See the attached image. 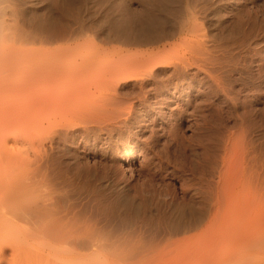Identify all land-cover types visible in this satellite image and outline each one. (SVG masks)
Wrapping results in <instances>:
<instances>
[{"label":"rangeland","instance_id":"374dc122","mask_svg":"<svg viewBox=\"0 0 264 264\" xmlns=\"http://www.w3.org/2000/svg\"><path fill=\"white\" fill-rule=\"evenodd\" d=\"M91 1H74L70 9L64 1L55 0L59 6L50 12L41 6L1 13V20L17 23L19 30L25 28L36 39L14 44L27 53L22 57L24 66L37 69L33 125L11 123L10 108L19 98L9 88L1 89L10 91L1 92L5 111L0 110L4 113L0 122L8 118L12 138L16 134L24 148L38 155L39 178H47L56 188V200L64 206L79 205L82 214L120 236L134 238L140 233L137 237L147 241L190 238L179 251L160 247L148 253L125 252V259L134 256L131 264H264V37L243 39L234 30L247 12H258L264 22V0H190L199 3L198 13L190 14L188 21L196 25L181 34L178 29L185 5L181 9L178 0V4L148 0L149 5L143 0H103L108 5ZM143 4L152 7L148 21L145 13L151 7ZM165 8L171 11L170 24L176 23L182 11L175 27L163 18L169 14ZM49 16L59 22L62 18V25L68 21L65 27L71 28V36L67 32L63 41L42 43L46 37L42 26L49 21L55 28L61 25ZM125 16L133 20L131 24ZM3 29L7 30V24ZM196 31L211 44L204 56L190 49ZM62 47L67 50L62 57L49 58L53 49ZM44 50L48 57L45 52L42 55ZM116 68L125 73L117 78L106 76L108 69ZM22 97H26L24 92ZM235 142L236 147L226 153V146ZM36 253L20 264H39V260L40 264H56V254L40 250L44 258H39Z\"/></svg>","mask_w":264,"mask_h":264},{"label":"bare ground","instance_id":"6f19581e","mask_svg":"<svg viewBox=\"0 0 264 264\" xmlns=\"http://www.w3.org/2000/svg\"><path fill=\"white\" fill-rule=\"evenodd\" d=\"M57 1V0H56ZM59 1V0H58ZM61 1V0H60ZM64 1V5L70 6L74 3L78 2H89L90 0H62V2ZM96 1V0H95ZM99 1V0H98ZM97 1V2H98ZM103 1V0H101ZM100 1V2H101ZM110 0H108L109 2ZM114 1V0H113ZM112 1V2H113ZM122 1V0H120ZM147 1V2H146ZM169 3L171 1L167 0ZM179 1V7L182 9V7L180 6L181 4H184L185 6H183L184 10L182 12L183 14L181 15V21L179 24V20L180 18V12L177 13V20L176 23L174 21L175 24H170L168 21L167 16L170 15L169 10H167V8H165V10H167V12H169V14H166L165 18L166 21H168V26L169 25H174L173 27H175L177 25V22L180 26L179 33H184V32H188L189 28L190 30H193L194 26L196 25V23H193L192 26L189 24L188 21H190L189 19V15L192 14L194 15V13L197 10V7L199 6V3L196 4V1H190V0H183ZM177 0H173V3L176 2V4H178ZM203 1V0H202ZM55 0H0V15L1 13H7L8 11H13V13L15 11H24L27 10L29 8H40L41 6H44V10H48L49 8V12H50V8L52 9H56V4L54 3ZM93 2V0L91 1ZM104 2V1H103ZM144 4L145 3H149L148 0H143L142 1ZM140 2V3H142ZM165 2V3H168ZM197 2H199V0H197ZM107 4V2H104ZM111 3V2H110ZM109 3V4H110ZM117 3V1H116ZM164 3V4H165ZM168 3V5H169ZM172 3V6H173ZM205 3V2H204ZM213 3V2H212ZM216 3V2H215ZM79 4V3H78ZM89 4V3H87ZM99 4V2H98ZM103 5V3H101ZM100 4V6H101ZM113 4H115L113 2ZM119 4H121L119 2ZM118 4V6H119ZM142 5L143 7H147L145 5ZM171 4V3H170ZM202 5V3H200ZM58 5V4H57ZM96 5V2H95ZM105 5V4H104ZM108 5V4H107ZM112 5V4H111ZM151 5V4H150ZM220 5V4H219ZM263 5V4H262ZM59 6V5H58ZM62 6V5H61ZM83 6V4L81 5ZM86 6V5H85ZM92 6V5H91ZM110 6V5H109ZM108 6V8H109ZM114 6V5H113ZM112 6V8H114ZM121 6V5H120ZM167 6V5H166ZM171 6V7H172ZM205 6V5H204ZM208 6V4H207ZM210 6V5H209ZM247 6V5H246ZM55 7V8H53ZM74 7V6H73ZM84 7V6H83ZM98 7V6H97ZM103 7V6H102ZM101 7V8H102ZM117 7V5L115 6ZM122 7V6H121ZM151 7V6H148ZM169 8V6H167ZM178 7V8H179ZM211 7V6H210ZM60 8V7H59ZM75 8V7H74ZM82 8V7H81ZM99 8V7H98ZM125 8V7H124ZM177 8V7H175ZM177 8V9H178ZM206 8V7H205ZM51 9V12L53 11ZM71 9V6H70ZM73 9V8H72ZM76 9V8H75ZM83 9V8H82ZM81 9V10H82ZM117 9V8H116ZM115 9V10H116ZM127 9V7H126ZM143 9V8H142ZM141 9V10H142ZM147 9H150L149 11ZM145 9L146 11V17L148 16V14L150 12H153L151 8H147ZM171 9V8H169ZM173 9V8H172ZM181 9H178L181 10ZM200 9H202V7H200ZM245 9V8H244ZM243 9V10H244ZM264 9V8H263ZM262 9V10H263ZM43 10V11H44ZM86 10V9H85ZM96 10V8H95ZM114 10V9H113ZM120 10V9H118ZM118 10L116 12H118ZM125 10V9H124ZM129 10V9H127ZM199 10V8H198ZM197 10V11H198ZM208 10V9H206ZM211 10V9H210ZM247 10V9H246ZM37 11V10H36ZM62 11V10H61ZM74 11V10H73ZM84 11V10H83ZM94 11V10H93ZM97 11V10H96ZM101 11V10H100ZM121 11V10H120ZM144 11V10H143ZM164 11V10H163ZM161 11V12H163ZM175 11V10H174ZM203 11V10H202ZM216 11V10H215ZM239 11V10H238ZM241 11V10H240ZM250 11V10H249ZM261 11V10H260ZM259 11V12H260ZM31 12V11H30ZM47 11V13H49ZM59 12V11H58ZM76 12V11H75ZM173 12V11H172ZM177 12V11H176ZM188 12V13H187ZM231 12V11H230ZM247 12V11H246ZM253 12V11H252ZM12 13V14H13ZM17 13V12H15ZM61 13V12H60ZM59 13V14H60ZM86 13V12H85ZM111 13V12H110ZM198 13V12H196ZM229 13V12H228ZM8 14V13H7ZM11 14V13H10ZM21 14V13H20ZM19 14V15H20ZM37 14V13H36ZM63 14V12H62ZM60 14V15H62ZM65 14V13H64ZM67 14V12H66ZM113 14V13H112ZM174 14V12L172 13ZM176 14V13H175ZM174 14V15H175ZM234 14V13H233ZM23 15V14H22ZM40 15V14H37ZM45 15V14H44ZM42 15L43 17H46ZM51 15V13H50ZM52 15L55 17L56 15L53 14ZM75 15V13H74ZM184 15V16H183ZM241 15V14H240ZM244 15V13H243ZM246 16H244L245 18H243L241 20L240 18V24H239V28L238 29H234L235 31L238 30L240 32V34L242 35L243 39H246L248 37H264V22L263 20L260 18L261 16H259L258 12H255V14L251 13V12H247L245 14ZM263 15V14H262ZM4 14L1 16L3 19ZM7 16V15H6ZM5 16V17H6ZM18 16V15H17ZM41 16V17H42ZM53 16H49V18H52ZM64 16V15H63ZM67 16V15H66ZM77 16V15H76ZM127 16H129L127 14ZM125 16V22H127V20L130 22V24L132 23L133 20L131 19H126ZM131 16V14H130ZM129 16V18H131ZM145 16V15H144ZM151 15H149L147 17V21L148 18ZM221 16V15H220ZM16 17V15H15ZM39 18V16H37ZM40 17V19H41ZM54 17L52 18V20L54 19ZM78 17V16H77ZM109 17V16H108ZM111 17V16H110ZM199 17V16H198ZM196 17V18H198ZM206 17V16H205ZM263 17V16H262ZM14 18V17H13ZM20 18V17H19ZM48 18V17H47ZM57 18H59V15L57 16ZM66 17H64L65 19ZM68 18V16H67ZM75 18V17H74ZM80 19V17H78ZM162 17L160 18V21H165ZM175 18V16H174ZM174 18H172V20H174ZM187 18V21H186ZM192 18V17H191ZM201 18V17H200ZM238 18V17H237ZM7 19V18H5ZM12 19V16L11 18ZM9 19V20H10ZM22 19V18H21ZM60 22L53 20V23H60L62 21V18H60ZM77 19V18H76ZM108 19V18H107ZM163 19V20H161ZM171 19V15L169 20ZM204 19V18H203ZM207 19V18H206ZM264 19V18H263ZM14 20V19H12ZM17 20V19H16ZM24 20V19H23ZM27 20V19H26ZM37 19L35 18V22ZM51 20V19H50ZM70 20V19H69ZM74 20V19H73ZM83 20V19H82ZM116 20V19H115ZM114 20V22H115ZM120 20V19H118ZM202 20V19H201ZM225 20V18H224ZM239 20V19H238ZM19 21V19L17 20ZM49 21V20H48ZM66 21V20H65ZM71 21V20H70ZM89 21V20H88ZM113 21V20H112ZM121 21V20H120ZM171 21V20H170ZM186 21V22H185ZM22 22V21H21ZM50 22V21H49ZM45 24V26H42L41 28H43V31L46 32V34H44L46 37H43L44 35H41L40 37L37 35V37H39L42 40V43H45V40L47 39V41H55L58 40L59 38L62 40L63 38H67V32L69 33V30L71 29L70 26L69 30H68V24L66 25L67 22H65V24H61V25H57L58 27H56L52 24V21L50 23ZM79 22V21H78ZM124 22V23H125ZM191 22V21H190ZM15 23V22H14ZM12 24L11 21H9V23H7L6 20H1L0 19V90L1 89H6L9 88L10 90H12V92L14 91V94L16 93V95H18V98L16 100V103H13L14 105L10 108V112L12 115V119H11V123L13 124L14 122L15 125L19 126L20 124H24L27 123L29 126L34 122V110H32V107L34 108V103H35V97H33V92H34V79L36 78V76L34 74H36V69L37 68H30L28 67V65L26 67H28V69L24 66V60L22 62V57L27 56V53L22 52L23 49L20 50L18 49V46L14 43H17L19 45L20 41L24 42V41H28V42H24L25 43H29L35 39L34 36L33 38L30 37V35H28L27 33H25V28L22 31V29L19 30V28L17 27V23ZM20 23V22H19ZM64 23V21H63ZM74 23V22H73ZM77 23V22H76ZM80 23V22H79ZM79 23H77L79 25ZM123 23V24H124ZM128 23V22H127ZM126 23V24H127ZM166 24V22H164ZM202 23V22H201ZM235 23V22H233ZM7 24V30L5 32H8V29L11 30L9 33H5L4 32V26ZM42 23H40L39 25L41 26ZM84 22L82 23L81 21V25L80 27H83ZM115 25H117L116 23H114ZM129 24V23H128ZM148 24V23H147ZM163 24V23H162ZM231 24V23H230ZM4 25V26H3ZM24 25V24H22ZM37 24V27L39 26ZM56 25V24H55ZM72 25V24H71ZM120 25V24H119ZM220 25V24H219ZM218 25V26H219ZM233 25V24H232ZM237 25V24H236ZM67 26V27H65ZM99 26V25H98ZM102 26V25H101ZM100 26V27H101ZM121 26V25H120ZM128 26V25H127ZM132 26V25H131ZM227 26V25H226ZM234 26V25H233ZM86 27V26H85ZM88 27V26H87ZM86 27V28H87ZM224 27V25H223ZM222 27V28H223ZM230 27V26H229ZM36 28V26H35ZM79 28V27H78ZM85 28V29H86ZM92 28V26L90 27ZM107 28V27H106ZM179 28V27H178ZM193 28V29H192ZM196 28V27H195ZM198 28V27H197ZM201 28V27H200ZM214 28V26H213ZM228 28V27H227ZM13 29V31H12ZM37 29V28H36ZM89 29V28H88ZM115 29V26H114ZM131 29V27H130ZM129 29V30H130ZM219 29V27H218ZM229 29V28H228ZM231 29V28H230ZM40 30V29H39ZM38 30V31H39ZM42 30V29H41ZM68 30V31H67ZM73 30V28H72ZM77 30V29H76ZM83 30V29H82ZM125 30V29H124ZM199 30V28L197 29ZM74 31V30H73ZM78 31V30H77ZM81 31V30H80ZM85 31V30H84ZM122 31V30H121ZM126 31V30H125ZM173 31V30H172ZM171 31V32H172ZM227 31V30H225ZM231 31V30H230ZM237 31V32H238ZM32 32V31H31ZM120 32V31H119ZM200 32V31H199ZM198 31H196V35L195 38L197 36V39L193 38V37H189L192 38L194 41V45H193V41H192V47H190L191 52H193V54L199 53V54H203V56L208 53V51H210L211 49H209V45L211 46V44H207V40L208 37L201 36L199 34ZM205 32V31H204ZM207 32V31H206ZM205 32V33H206ZM209 32V31H208ZM236 32V33H237ZM36 34H39L37 32H35ZM87 33V32H86ZM123 33V31H122ZM129 33V32H128ZM128 33H124V35L126 34V36L128 37ZM74 36L79 35L76 33H73ZM85 34V33H84ZM120 34V33H119ZM175 34V33H174ZM189 34H193V32L191 31ZM199 34V35H197ZM227 34L228 31H227ZM232 34V33H231ZM69 36H71V34H68ZM114 35V34H113ZM122 35V34H121ZM122 35L124 38L125 36ZM167 35V34H166ZM186 35V34H185ZM211 35V34H210ZM217 35V34H216ZM233 35V34H232ZM237 34H234V36ZM239 35V34H238ZM237 35V36H238ZM131 36V35H130ZM173 35H171L172 38ZM194 36V35H193ZM220 36V35H219ZM36 37V36H35ZM43 37V38H42ZM77 37V36H76ZM84 37V36H83ZM82 37V38H83ZM122 37V38H123ZM222 37V36H221ZM229 37V36H228ZM231 37V36H230ZM30 38V39H29ZM70 38V37H68ZM73 38V36H72ZM80 38V37H79ZM162 38V37H161ZM174 38V37H173ZM188 38V39H189ZM226 38V37H225ZM233 38V37H232ZM75 39V38H74ZM126 39V38H125ZM164 39V38H163ZM187 39V41H188ZM210 39V38H209ZM216 39V38H215ZM236 39V37H235ZM239 39V38H238ZM237 39V40H238ZM36 40V39H35ZM60 40V41H61ZM76 40V39H75ZM186 40V39H185ZM250 40V39H249ZM10 41V42H9ZM12 44H9L11 43ZM41 41V40H40ZM46 41V42H47ZM59 41V42H60ZM63 41V40H62ZM128 42L130 41L129 39L127 40ZM213 41V40H212ZM19 42V43H18ZM33 42V41H32ZM36 42V41H35ZM183 42V41H182ZM209 42V41H208ZM211 42V40H210ZM230 42V41H229ZM130 43V42H129ZM215 43V42H214ZM216 43L218 44V42L216 41ZM215 43V44H216ZM246 43V42H245ZM250 43V42H249ZM22 44V43H20ZM47 44H49L47 42ZM53 44V43H52ZM235 45V44H234ZM260 45V44H259ZM27 46V45H26ZM32 46V45H31ZM51 46V45H50ZM191 46V45H190ZM216 46V45H215ZM232 46V45H231ZM28 47V46H27ZM60 47V46H59ZM31 48V47H29ZM28 48V49H29ZM40 48V47H39ZM48 48V47H47ZM63 48V47H62ZM60 49V48H56L52 50L51 53H53V56L49 57L52 58L55 61V58L57 60V58L59 57V55H61L60 57H62L61 53H66L67 50L66 49ZM72 48V47H71ZM69 48V49H71ZM193 48V49H192ZM213 48V47H211ZM217 48V47H216ZM219 48V47H218ZM27 48L25 49V51L27 52L28 50ZM36 49V48H35ZM34 49V50H35ZM215 49V48H213ZM242 49V48H241ZM48 50V49H47ZM65 50V52H64ZM217 50V49H215ZM222 50V48L220 49ZM225 50V49H223ZM229 50V49H228ZM19 51H21L24 55H22V53H20ZM33 51V49H32ZM30 52L28 51V53H34V52ZM42 51V50H41ZM51 51V50H50ZM233 51V50H232ZM235 51V50H234ZM38 51H36L37 53ZM40 52V51H39ZM45 50L42 52V55L44 54ZM74 52V51H73ZM189 52V51H188ZM41 53V52H40ZM70 53V51H69ZM216 53V52H215ZM220 53V52H219ZM218 53V54H219ZM225 53V51H224ZM227 53V52H226ZM29 54V55H30ZM35 54V53H34ZM71 54V53H70ZM192 54V53H191ZM45 55L47 56V52H45ZM67 55V54H66ZM210 55V54H209ZM223 55V54H222ZM49 56V54H48ZM47 56V57H48ZM135 56V55H134ZM143 56V55H142ZM202 56V57H203ZM259 56V55H258ZM35 57V56H33ZM55 57V58H53ZM200 57V56H199ZM208 57V56H207ZM219 57V56H218ZM234 57V56H233ZM232 57V58H233ZM239 57V56H238ZM138 58V57H137ZM193 58V57H192ZM205 58V57H204ZM209 58V57H208ZM222 58V57H221ZM220 58V59H221ZM228 58V57H227ZM21 59V61H20ZM29 59V58H28ZM155 59V58H154ZM197 59V58H196ZM203 58H201L202 60ZM211 58H209L210 60ZM213 59V58H212ZM216 59V58H215ZM40 60V59H39ZM39 60H37L38 62H40ZM59 60V59H58ZM148 60V59H147ZM156 60V59H155ZM204 60V59H203ZM202 60V61H203ZM208 59H206L205 61H207ZM208 60V62H209ZM214 60V59H213ZM211 60V62L213 61ZM227 60V59H226ZM233 60V59H232ZM26 61V60H25ZM31 61V59H30ZM42 61V60H41ZM44 61V60H43ZM51 62L52 64L54 63ZM61 61V60H59ZM58 61V62H59ZM215 61V60H214ZM220 62L222 61L219 60ZM28 62V61H27ZM26 62V63H27ZM34 62V61H33ZM37 62V64L39 65V63ZM48 62V61H47ZM63 60L61 61V64L65 63L63 62ZM132 62V61H130ZM149 62V60L147 61ZM146 62V63H147ZM157 62V61H156ZM218 62V63H220ZM36 63V60L34 62V64ZM43 63V62H42ZM50 63V64H51ZM60 63V62H59ZM183 63V62H182ZM199 63V62H198ZM210 63V62H209ZM247 63V62H246ZM46 62L44 63L45 66ZM57 64V63H56ZM68 64V63H67ZM71 64V63H70ZM141 64V63H140ZM150 62H149V67H150ZM224 64V63H223ZM48 65V64H46ZM138 65V64H137ZM153 65V64H152ZM156 65V64H155ZM203 65L205 66V64L203 63ZM212 65V64H211ZM236 65V64H235ZM36 66V65H35ZM59 66L61 67V65L59 64ZM70 66V65H68ZM75 65L73 64L72 67H74ZM77 66V65H76ZM81 66V65H79ZM109 66V65H108ZM141 67L143 65H140ZM148 66V65H147ZM200 66V63L199 65ZM207 66V65H206ZM41 67V66H40ZM54 67V66H51ZM58 67V66H57ZM78 67V66H77ZM212 67V66H211ZM71 68V66H70ZM79 68V67H78ZM111 65H110V67ZM114 68V67H113ZM146 68V66H145ZM154 68V67H153ZM152 68V69H153ZM204 68V67H202ZM201 68V69H202ZM213 68V67H212ZM39 69V68H38ZM47 69V67H46ZM68 69V68H67ZM117 69V68H116ZM120 69L123 68H118L117 70H110L111 72H107L106 76L113 74V76H110L111 78H117V76H121L122 74L125 73L121 72ZM140 69V67H139ZM142 69V68H141ZM151 69V68H150ZM217 69V68H216ZM45 70V69H43ZM55 70V69H54ZM61 70V69H60ZM65 70V69H63ZM119 70V71H118ZM154 70V69H153ZM48 71V70H47ZM143 71V70H142ZM152 71V70H151ZM203 71V70H202ZM215 71V70H214ZM38 72V71H37ZM41 72V69H40ZM44 72V71H43ZM50 72V70L48 71ZM52 72V71H51ZM150 72V71H149ZM205 72V71H204ZM39 73V72H38ZM57 74V73H56ZM61 74V73H60ZM52 75V73H51ZM141 75V74H140ZM143 75V74H142ZM145 75V74H144ZM207 75V73H206ZM35 76V77H34ZM62 76V75H61ZM105 76V77H106ZM115 76V77H114ZM139 77V76H138ZM144 77V76H143ZM222 77V76H221ZM61 78V77H60ZM60 78H58L60 80ZM104 78V77H103ZM121 78V77H119ZM135 78V77H134ZM137 78V77H136ZM213 78V77H212ZM220 78V77H219ZM52 79H54L52 77ZM62 79V78H61ZM73 79V78H72ZM81 79V78H79ZM123 79V78H122ZM120 79V80H122ZM215 80V79H214ZM61 81V80H60ZM221 81V80H220ZM57 82V81H56ZM62 82V81H61ZM65 82V81H64ZM76 82V81H75ZM79 82V80H78ZM67 83V82H66ZM72 83V82H71ZM70 83V84H71ZM222 83V82H221ZM52 84V83H51ZM50 84V85H51ZM64 85V84H62ZM76 86V85H75ZM54 87V86H53ZM60 87V86H59ZM64 87V86H63ZM62 87V88H63ZM10 90H5L6 91H10ZM79 90V89H77ZM1 92L0 91V97H1ZM2 92V93H5ZM22 92H24L25 94V98L23 99L22 97ZM21 93V94H20ZM6 94V93H5ZM21 96V97H20ZM17 98V96H16ZM65 98V97H64ZM15 102V101H13ZM2 105V103L0 104V106ZM3 110V112L5 111V108H3L1 106V109ZM7 110V109H6ZM33 111V112H32ZM2 111H0V114H4ZM3 116V115H2ZM1 117V116H0ZM11 118V117H10ZM5 119V118H4ZM8 119V118H7ZM6 119V120H7ZM3 120V118H2ZM0 122L2 124H0V264H20V262H25V259L28 258L30 255H33V253L39 252L40 250L45 252L48 251L49 253H53L56 254L55 256L58 257L56 259V264H131L130 262H132L134 256L137 252L139 253H148V250L151 251L153 249L160 248V247H170L171 249H174L175 251H179V249L183 246H185L187 244V242L190 240L189 237L185 238V239H178V238H172V236L167 238L165 237V239H152L147 241V239L141 238V237H137V233L134 238L132 237V235H127V236H120V233L117 235L115 233H113L110 230H106V228H102V226H98V222H94L93 220H91L88 216H86V214H82L81 211L79 209H77L79 207V205L77 206H73V205H69V206H64L63 203H61L59 200H56L55 195L57 194L55 192L54 186H52L51 184L48 183V181L46 182L45 180L47 179L45 176V180L43 178H39L40 175L39 173H41V167L39 165L40 159L38 157V155H36L35 153H33V150H30L28 148H24V146H22V141L16 136V134L14 135V137L12 138L10 132L8 131L7 124H11L10 121ZM13 120V121H12ZM7 122V124H6ZM6 124V125H4ZM14 125V124H13ZM12 125V126H13ZM73 125V124H72ZM4 127V129L2 128ZM7 127V128H6ZM2 128V129H1ZM11 128V127H10ZM3 130L8 131V133H4ZM15 131V130H14ZM245 132V131H244ZM237 136V134H235ZM234 135V136H235ZM22 138H24L22 136ZM233 136L231 135L229 138V141L232 142ZM25 141V140H24ZM226 141H228V139H226ZM228 141V142H229ZM235 141V140H234ZM233 141V142H234ZM237 142V141H236ZM236 142L233 143H227L226 145V153L228 151H230L231 149H234L236 146ZM25 143V142H24ZM22 144V145H21ZM22 146V148H21ZM241 147V145H240ZM24 148V150H23ZM27 149V150H26ZM245 149V148H244ZM224 150V149H223ZM247 150V149H246ZM43 156V155H41ZM42 165V164H41ZM44 168V167H43ZM44 174V173H43ZM41 174V175H43ZM46 175V174H45ZM56 193V194H55ZM76 204V203H75ZM79 210V211H78ZM105 226V225H104ZM136 230V229H135ZM125 231V230H124ZM128 231V230H127ZM126 231V232H127ZM131 231V230H130ZM117 232V231H116ZM123 232V231H122ZM135 232V231H134ZM128 233V232H127ZM131 233V232H130ZM135 234V233H134ZM142 234V233H141ZM144 234V233H143ZM171 235V234H170ZM140 236V235H139ZM166 236V234H165ZM129 237V238H128ZM154 237V236H153ZM155 238V237H154ZM145 239V240H143ZM149 239V238H148ZM187 246V245H186ZM151 249V250H150ZM165 250V249H164ZM88 251V252H87ZM90 251V252H89ZM133 252H136L135 254H133V258L130 259L126 257V259L124 257H122V255L125 252H128L131 254ZM163 252V251H161ZM36 253V254H39ZM41 254V253H40ZM39 254V258L40 257ZM178 254V253H177ZM35 255V254H34ZM43 255V254H42ZM115 257H114V256ZM138 255V254H136ZM142 255V254H139ZM145 255V254H144ZM143 255V256H144ZM37 256V255H36ZM179 256V255H178ZM47 257V256H46ZM145 257H148V255L146 254ZM31 260V257H29ZM37 258V257H36ZM44 258V257H43ZM53 258V256L51 257V259ZM135 258H137L135 256ZM143 258V257H142ZM149 258V257H148ZM147 258V259H148ZM157 258V257H156ZM177 258V257H176ZM46 259V258H45ZM140 258H138L139 260ZM34 260V258H33ZM39 260V259H38ZM37 260V261H38ZM55 260V259H54ZM157 260V259H156ZM44 261V260H43ZM53 261V260H52ZM51 261V262H52ZM144 262V260H141ZM175 261V260H174ZM28 262V261H27ZM48 262L46 260V263H51ZM54 262V261H53ZM134 262V261H133ZM26 263V262H25ZM40 260H39V264H40ZM33 264V263H32ZM134 264V263H133ZM139 264L140 261H139ZM173 264V263H172Z\"/></svg>","mask_w":264,"mask_h":264}]
</instances>
